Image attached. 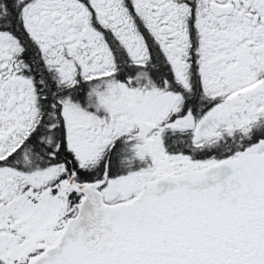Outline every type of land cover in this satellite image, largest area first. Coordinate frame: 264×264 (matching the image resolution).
Instances as JSON below:
<instances>
[{"label":"snow or ice","instance_id":"6c2138e0","mask_svg":"<svg viewBox=\"0 0 264 264\" xmlns=\"http://www.w3.org/2000/svg\"><path fill=\"white\" fill-rule=\"evenodd\" d=\"M0 264H264V0H0Z\"/></svg>","mask_w":264,"mask_h":264}]
</instances>
